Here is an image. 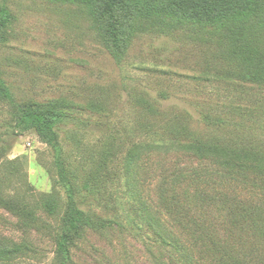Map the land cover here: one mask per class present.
Wrapping results in <instances>:
<instances>
[{
	"label": "rangeland",
	"instance_id": "rangeland-1",
	"mask_svg": "<svg viewBox=\"0 0 264 264\" xmlns=\"http://www.w3.org/2000/svg\"><path fill=\"white\" fill-rule=\"evenodd\" d=\"M3 3L14 19L0 43V194L29 205L36 225L0 207V247L34 251L0 264H54L56 236L67 209L53 148L34 128L21 124L25 105L54 104L65 115L56 130L69 175L79 188L103 165L97 172L96 191L84 197L82 207L112 221L113 227L78 237L71 248V264H154V255L163 253L147 224L146 209L190 246L160 207L159 185L182 168H190L185 170L189 174L198 162L150 150L140 155L133 169L138 172L131 177L138 180L133 187L126 174L127 156L136 148L166 144L160 125L186 110L193 116L192 128L205 132L204 113L220 112L230 101L245 105L250 87L230 84L207 71L193 32L180 29L174 35H158L154 20L140 19L150 31L135 39L118 64L100 25L82 4L0 0ZM194 189L195 185L191 193ZM237 194L256 199L254 192L242 187ZM187 205L197 218L204 214L215 225L222 221L219 212Z\"/></svg>",
	"mask_w": 264,
	"mask_h": 264
},
{
	"label": "trees",
	"instance_id": "trees-1",
	"mask_svg": "<svg viewBox=\"0 0 264 264\" xmlns=\"http://www.w3.org/2000/svg\"><path fill=\"white\" fill-rule=\"evenodd\" d=\"M57 1L85 7L100 25L118 64H122L135 39L150 31L139 20H154L158 35H174L180 29L182 33L193 32L202 48L206 70L215 78L250 87L245 105L230 101L220 112H203L205 132L192 128L193 116L187 110L168 118L159 128L167 137L166 144L135 147L127 156L126 174L131 186L137 187V178L131 177L138 172L133 169L140 155L150 150L182 154L199 164L189 174L185 173L186 168L174 172L159 185L160 207L188 237L190 246L169 233L151 211H145L147 224L163 253L154 255V264H264V98L253 95L264 96V0ZM13 19L6 3L0 4V43ZM149 106L157 114L154 106ZM64 118L54 104L46 108L25 105L21 109V124L34 128L42 141L53 148L59 182L67 195L63 229L56 236L54 264H71V248L84 232L103 233L113 227L112 221L82 207L84 197L96 191L97 172L103 165L99 164L85 186L79 188L69 175L56 130ZM155 127L149 129L153 131ZM183 183L188 187L182 188ZM241 187L254 192L256 199L237 194ZM187 203L199 210L219 212L222 221L215 225L204 214L193 216ZM0 207L19 220L36 225L31 208L24 202L0 194ZM30 253L34 251L27 247H0V263Z\"/></svg>",
	"mask_w": 264,
	"mask_h": 264
}]
</instances>
